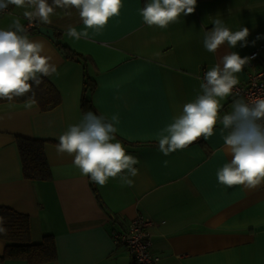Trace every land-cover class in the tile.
Masks as SVG:
<instances>
[{"label": "crops", "instance_id": "0c3cea01", "mask_svg": "<svg viewBox=\"0 0 264 264\" xmlns=\"http://www.w3.org/2000/svg\"><path fill=\"white\" fill-rule=\"evenodd\" d=\"M6 1L0 81L42 76L61 100L0 105V205L29 216L32 242L54 237L43 264H131L112 233L141 216L159 264H264V146L241 98L206 93L199 77L244 83L264 69V51L246 62L264 40V0ZM31 14L37 30L24 32ZM85 78L107 124L81 111ZM18 135L46 139L49 180L23 178Z\"/></svg>", "mask_w": 264, "mask_h": 264}, {"label": "trees", "instance_id": "16d2710c", "mask_svg": "<svg viewBox=\"0 0 264 264\" xmlns=\"http://www.w3.org/2000/svg\"><path fill=\"white\" fill-rule=\"evenodd\" d=\"M162 1L164 5L171 2V0ZM33 29L37 30V28ZM57 45L64 48L65 58L75 59L86 68L87 59L85 57L71 52L69 49L65 50L64 46ZM85 76L87 75L85 74ZM93 88V79L85 78L80 100L81 111L93 124H107L105 118L95 111L91 103L90 95ZM22 101L31 102L40 110H51L61 103L58 92L42 76L25 81L15 77L14 80L0 82V105ZM15 143L20 154L23 178L33 182L49 180L51 173L45 156L46 139L18 135L15 137ZM147 231H149V227H147ZM0 238L5 242L0 262L18 260L26 264H43L55 261L57 258L54 237L51 234H45L40 241L32 242L30 240L29 216L5 205H0ZM149 240L151 241L150 237ZM121 245L126 247L124 244ZM147 249L152 255L157 256L151 248V242ZM126 251L128 252V249ZM131 264L133 263L131 262Z\"/></svg>", "mask_w": 264, "mask_h": 264}, {"label": "built area", "instance_id": "2783aa9c", "mask_svg": "<svg viewBox=\"0 0 264 264\" xmlns=\"http://www.w3.org/2000/svg\"><path fill=\"white\" fill-rule=\"evenodd\" d=\"M8 10V1L0 0V14ZM37 25L36 15L31 14L25 18L22 30L29 32ZM262 51H264V40L249 53L246 59L247 65L252 66L254 59L258 58ZM199 77L206 93L222 92L241 98L240 108L256 125L261 144L264 146V69L250 72L244 83H234L220 72L204 71ZM147 227H149L147 219L141 216L139 219L131 220L123 232L112 233L115 243L124 244L127 247L133 264H159V257L152 255L147 249L150 245Z\"/></svg>", "mask_w": 264, "mask_h": 264}, {"label": "water", "instance_id": "95a60500", "mask_svg": "<svg viewBox=\"0 0 264 264\" xmlns=\"http://www.w3.org/2000/svg\"><path fill=\"white\" fill-rule=\"evenodd\" d=\"M38 32L47 36L51 41L55 39L53 29L49 28L46 25H41L40 27H38Z\"/></svg>", "mask_w": 264, "mask_h": 264}, {"label": "rangeland", "instance_id": "374dc122", "mask_svg": "<svg viewBox=\"0 0 264 264\" xmlns=\"http://www.w3.org/2000/svg\"><path fill=\"white\" fill-rule=\"evenodd\" d=\"M264 5V4H263ZM3 17H7V16H3ZM0 18H2L1 16H0ZM211 73H215V72H211ZM3 81V80H2ZM1 82V81H0ZM113 154L115 155V156H119L120 157V153H119V149H117V148H115V150H113ZM120 160V159H119ZM158 256V255H157ZM159 257V256H158ZM160 258V257H159Z\"/></svg>", "mask_w": 264, "mask_h": 264}, {"label": "clouds", "instance_id": "9594fccd", "mask_svg": "<svg viewBox=\"0 0 264 264\" xmlns=\"http://www.w3.org/2000/svg\"><path fill=\"white\" fill-rule=\"evenodd\" d=\"M21 29H22V27H21Z\"/></svg>", "mask_w": 264, "mask_h": 264}]
</instances>
